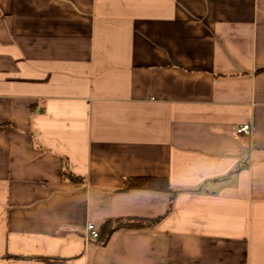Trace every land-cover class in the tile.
<instances>
[{"label":"crops","instance_id":"crops-1","mask_svg":"<svg viewBox=\"0 0 264 264\" xmlns=\"http://www.w3.org/2000/svg\"><path fill=\"white\" fill-rule=\"evenodd\" d=\"M0 264H264V0H0Z\"/></svg>","mask_w":264,"mask_h":264},{"label":"trees","instance_id":"trees-1","mask_svg":"<svg viewBox=\"0 0 264 264\" xmlns=\"http://www.w3.org/2000/svg\"><path fill=\"white\" fill-rule=\"evenodd\" d=\"M71 179L76 180L78 178L71 177ZM133 189H142V190H153L171 193L173 197L179 192L170 184L167 178L163 177H134L127 178L124 181V186L120 190L121 192H127ZM173 210V200L170 202V207L167 213L164 216L155 219H144V218H128V219H116L108 220L104 226L110 228L113 227L110 231L113 232L116 229L122 227L128 228H152L163 221L168 214ZM113 230V231H112ZM48 262H54L55 259H47Z\"/></svg>","mask_w":264,"mask_h":264},{"label":"built area","instance_id":"built-area-1","mask_svg":"<svg viewBox=\"0 0 264 264\" xmlns=\"http://www.w3.org/2000/svg\"><path fill=\"white\" fill-rule=\"evenodd\" d=\"M250 131V126L249 125H244L240 128L237 129V133L238 134H247ZM86 231H87V239L89 240V238L91 239H97L99 237V233L97 228L93 225V224H89L86 227Z\"/></svg>","mask_w":264,"mask_h":264}]
</instances>
